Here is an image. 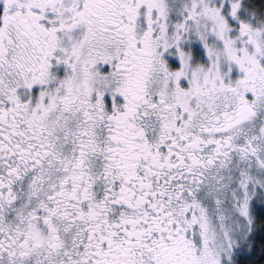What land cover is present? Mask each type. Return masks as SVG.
Masks as SVG:
<instances>
[{"label": "snow or ice", "instance_id": "obj_1", "mask_svg": "<svg viewBox=\"0 0 264 264\" xmlns=\"http://www.w3.org/2000/svg\"><path fill=\"white\" fill-rule=\"evenodd\" d=\"M0 264H264V0H0Z\"/></svg>", "mask_w": 264, "mask_h": 264}]
</instances>
